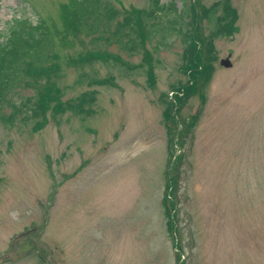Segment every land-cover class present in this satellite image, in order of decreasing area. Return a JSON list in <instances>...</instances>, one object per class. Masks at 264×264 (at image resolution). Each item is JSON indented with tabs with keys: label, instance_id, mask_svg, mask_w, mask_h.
Masks as SVG:
<instances>
[{
	"label": "rangeland",
	"instance_id": "374dc122",
	"mask_svg": "<svg viewBox=\"0 0 264 264\" xmlns=\"http://www.w3.org/2000/svg\"><path fill=\"white\" fill-rule=\"evenodd\" d=\"M175 1L179 10L174 0H100L99 9L96 0H0V45L15 31L39 34L32 27L43 20L62 30L64 5L81 10L87 22L76 37L63 44L53 35L55 80L62 101L94 94L87 112L49 109L45 120L23 122L24 113L9 122L4 105L0 264H264V0H229L237 28L213 39L206 87L203 66L192 77L197 54L184 31L209 36L203 11L222 0ZM159 4L148 20L155 35L131 51L118 22ZM191 6L188 25L170 22ZM108 7L121 13L113 22L102 19ZM87 51L118 57L68 63ZM175 86L184 94L171 95ZM15 92L17 104L35 94ZM167 191L176 226H168Z\"/></svg>",
	"mask_w": 264,
	"mask_h": 264
},
{
	"label": "trees",
	"instance_id": "16d2710c",
	"mask_svg": "<svg viewBox=\"0 0 264 264\" xmlns=\"http://www.w3.org/2000/svg\"><path fill=\"white\" fill-rule=\"evenodd\" d=\"M90 3H93L96 9H99L101 5L100 0ZM73 4L75 5L76 1ZM162 7L159 5L150 11L140 10L137 16L133 12L130 16H124L123 21L118 22L116 34L121 38H128L126 42L128 49L138 51L145 47V43L156 33L152 32L146 18L149 20L154 19L158 11L160 14L162 13V10H160ZM177 10L179 9L177 8ZM220 10L222 11L221 14H219ZM177 12L175 11V14L179 13ZM62 13L64 18L62 30L57 28L56 25L50 28L43 20L32 27V29L39 30V34L15 31V37L2 43L4 45H0V114L3 112L4 105H8L11 108V112L7 114L9 122L14 123L18 115L24 113L26 114L21 118L23 122H26L30 116H42L45 120L46 112L49 109L56 114L69 109L84 113L87 112L85 106L94 101V94L91 92L81 94L76 100L62 101V89L55 80L60 73L61 65L58 54L53 51V35L54 33L61 35L62 43L66 44L69 37H76L86 26L85 15L77 7L70 8L68 5H64ZM100 13L102 19L106 18L111 22L121 15L118 10L111 7ZM203 13L210 21H215L212 32L209 36L198 40V27H190L191 25L189 26L186 23L188 28L186 32L184 31V41L187 44V49H196V62L192 61L190 65L191 73H193L192 66L195 67L192 77H197L200 72L199 68L203 66V74L206 73L207 79H210L214 62L217 59L213 39L230 35L235 31L234 24L238 18V11L230 4L229 0H225L206 7ZM179 15L175 21L178 25H181L179 19L183 20L184 17L181 13ZM188 15L185 16L184 20ZM175 21H173V24H175ZM126 28L129 31L124 33ZM181 29L179 28V30ZM199 42L202 45L201 49L197 47ZM111 57V54L106 52L87 51L74 57L71 56L68 63L70 65H80L94 60H109ZM97 82L103 84L106 80H98ZM197 83L198 81L187 86L188 89L192 90ZM21 87H31L35 90V94L17 104L11 97Z\"/></svg>",
	"mask_w": 264,
	"mask_h": 264
},
{
	"label": "water",
	"instance_id": "95a60500",
	"mask_svg": "<svg viewBox=\"0 0 264 264\" xmlns=\"http://www.w3.org/2000/svg\"><path fill=\"white\" fill-rule=\"evenodd\" d=\"M222 64H224L226 66H231L232 65V63L230 62L229 59L222 60Z\"/></svg>",
	"mask_w": 264,
	"mask_h": 264
}]
</instances>
